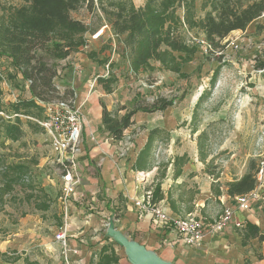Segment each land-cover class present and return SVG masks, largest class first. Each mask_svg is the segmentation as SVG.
I'll use <instances>...</instances> for the list:
<instances>
[{
	"label": "rangeland",
	"instance_id": "374dc122",
	"mask_svg": "<svg viewBox=\"0 0 264 264\" xmlns=\"http://www.w3.org/2000/svg\"><path fill=\"white\" fill-rule=\"evenodd\" d=\"M112 1L94 0L93 5L91 1H84L72 13L74 18L84 21L89 27L86 34L90 40L88 49H79L63 60L43 53L48 65L58 69L54 83L59 92L54 99L62 98L64 93L70 95L72 80L77 78L80 84H90L89 89L94 92L100 90L102 94H112L114 113L124 107L132 109L138 102L152 104L160 97L174 98V105L163 112L145 113L143 119L140 114L137 115L136 125H133L135 128L130 127V132L125 131L122 140L134 142L144 132L159 127L170 136L166 139L168 134H163L153 146L152 163L160 167L159 173L165 170L166 164H169L168 172L177 155L187 154L188 158L200 160L201 142L209 162V167L203 163L204 170L218 175V181L221 177L236 178L244 174L250 160H259L264 155V16L251 23L245 31L230 34L223 41L225 50L222 53L211 51L200 31L187 32L188 37L199 45V49L193 62L183 69L190 77L181 78L163 69L157 62L153 63L154 70L145 69L133 73L129 68L131 50L125 45V36L112 37L107 33L99 39H91L90 33L109 23L104 9L109 8ZM133 2L138 6L144 4L145 0ZM24 3L25 0H0V11L4 7ZM202 3L203 0H196L200 17L205 15ZM259 24L263 26L261 31L258 29ZM221 54L222 58L219 59ZM82 63L84 66L76 68ZM218 67L221 70L212 87L210 77ZM89 68L91 72L87 71ZM99 79L110 82L100 83ZM104 86L109 87L110 91ZM0 88L1 102L7 111L19 99L32 97L29 82L21 75H15L6 58H0ZM205 90L209 91L208 97L197 108ZM106 98L102 96L99 100L104 102ZM81 111L82 116L86 115L83 108ZM195 112L197 114L194 115ZM3 115L7 118L8 114L5 112ZM22 119L25 134L21 140L14 142L0 134V187L4 186L2 173L5 166L22 163L29 167L27 179L33 183L34 188L28 187L29 181L26 180L16 184L12 191L3 196L0 191V240L9 230L27 228L24 236L19 238L24 242L33 241L36 237L35 217L39 214L44 220L52 219L53 229L51 225L49 228L44 226V233L48 234V238L56 239L53 233L63 225V214L58 202L62 189L53 185L52 180L61 176L62 169L58 167V155L52 150L44 129L31 126L25 116ZM194 120H197L196 132H192ZM134 129L137 132L135 134ZM210 176L214 179L213 175ZM30 195L33 196L28 197ZM43 201L49 202V210L36 209L35 204ZM109 223L106 224L107 232ZM107 239L110 243H116V248H124L112 236Z\"/></svg>",
	"mask_w": 264,
	"mask_h": 264
},
{
	"label": "trees",
	"instance_id": "16d2710c",
	"mask_svg": "<svg viewBox=\"0 0 264 264\" xmlns=\"http://www.w3.org/2000/svg\"><path fill=\"white\" fill-rule=\"evenodd\" d=\"M84 1L94 0H25L20 6L10 5L0 11V58L10 61L15 75H21L29 82L31 98H23L11 104L7 111L1 102L0 88V134L5 139L19 141L25 134L22 116L34 127H43L38 121L46 119L44 107L41 102L47 103L58 99V86L54 79L58 75V69L50 66L44 60V55L54 59H67L72 53L86 45L88 25L72 16ZM203 17L198 16L196 0H145L141 6H136L133 0H114L105 8L109 24L113 32L119 36H125V45L130 47L129 68L133 73L141 70H154V62L181 78H189L190 75L183 71L184 67L191 64L198 52L199 45L192 41L187 32L197 30L204 35V41L211 51L223 52V41L235 31H245L248 26L264 16V0H203ZM258 29H263L258 25ZM222 58L219 57V59ZM221 68L218 67L210 77L213 87L219 76ZM100 83H107L99 79ZM104 84V85H105ZM105 87V86H104ZM110 91L109 87H105ZM209 91L205 90L197 103L208 97ZM59 99H74L72 89L70 95ZM175 99L160 97L152 104L138 102L132 109L124 107L126 112L122 115L108 110L102 101V123L104 128L116 140H122L124 133L134 124V116L137 112L145 113L163 112L173 106ZM7 113V118L3 113ZM10 114V115H9ZM197 114L196 112L194 115ZM194 120L192 132L197 131ZM137 133L136 129L133 130ZM167 131L156 127L149 130L147 143L138 154L133 166L134 170L146 171L150 167V159L154 143ZM168 134V133H166ZM169 134L166 139H169ZM200 161L209 167L208 155L204 152L202 143H199ZM188 155H177L174 158V176L181 174L182 167L188 161ZM169 164L160 173V178L166 176ZM160 170V168H159ZM258 160L249 162L248 170L239 179L227 182V194L240 196L252 191L257 184ZM160 172V171H159ZM29 167L16 163L5 166L3 171L4 186L0 187L1 195L13 190L20 182H26ZM209 175L214 176L216 183L213 191L216 196L221 195L218 175L210 170ZM29 181L28 187L34 188ZM30 195L28 197H31ZM163 198L161 182L152 191V203H157ZM37 210L47 211L49 202L43 201L35 204ZM258 238L264 242V232L259 227L248 222L244 226L243 243L247 240ZM115 245L116 243H112ZM0 257L7 259V253L0 252ZM20 257H14L18 260ZM258 258L262 259L260 254ZM119 256L111 244L105 245L99 253L96 264H118Z\"/></svg>",
	"mask_w": 264,
	"mask_h": 264
},
{
	"label": "crops",
	"instance_id": "0c3cea01",
	"mask_svg": "<svg viewBox=\"0 0 264 264\" xmlns=\"http://www.w3.org/2000/svg\"><path fill=\"white\" fill-rule=\"evenodd\" d=\"M81 66L84 64L76 68ZM88 70L91 72V68ZM78 79L72 80L74 99L86 114L78 153L82 181L68 203L67 213L60 200L61 190L58 202L63 225L53 233L56 237L58 232L66 231L68 250L64 253L60 241L48 238L44 228L53 227L52 219L44 220L39 214L35 217L36 237L33 241L24 242L19 238L24 236L27 228L9 230L4 234L0 240V252L7 253V259L0 258V264H96L100 251L108 244L116 250L118 264H133L126 256L125 247L116 248L107 239L110 236L106 224L112 217L117 231L167 264H264V242L252 238L243 243L244 226L248 222L264 232V186H257L258 197L251 201L249 210L237 209L236 218L243 222V228L229 223L223 231L208 235L200 246L186 245L175 228L157 225L152 213L136 206L135 200L142 199L161 182L163 198L158 205L167 213L174 217L193 214L211 220L226 207L236 208L237 198L227 194L226 184L244 174L236 178L221 177L222 193L216 196L213 191L216 181L204 170L205 166L198 158L190 157L177 177L174 176L173 158L166 176L160 178V167L152 163L153 152L148 170H134L149 131L134 142L114 139L103 126L102 99L99 100V97L106 96L104 102L108 110L114 112L112 94H102L100 90L94 92L89 89L90 84H80ZM124 111L120 109L117 113L122 115ZM139 114L143 119L145 112L135 114L133 125H136ZM133 125L131 127L135 128ZM127 130L130 132V128ZM52 182L62 189L61 176ZM41 252L43 254L39 255ZM15 254L20 257L18 260L10 257ZM260 254L262 259L258 258Z\"/></svg>",
	"mask_w": 264,
	"mask_h": 264
},
{
	"label": "built area",
	"instance_id": "2783aa9c",
	"mask_svg": "<svg viewBox=\"0 0 264 264\" xmlns=\"http://www.w3.org/2000/svg\"><path fill=\"white\" fill-rule=\"evenodd\" d=\"M110 33L115 34L110 24H103L99 29L90 33L92 40L99 39ZM90 40L81 49H88ZM78 68V67H77ZM109 68V64L107 65ZM46 119L38 121L46 132L52 150L58 155L57 164L61 167L62 194L60 200L67 206L75 193L76 187L82 181V175L78 167V153L82 144V132L84 119L81 106L77 105L75 99H58L52 102L43 103ZM264 142V136H263ZM256 187L247 194L236 196L237 205L226 207L224 211L214 219H205L193 214L184 217H174L167 213L157 203H152V191H148L142 199L135 200L136 206L150 211L157 225L162 227H173L181 235L183 242L190 246H200L208 235L219 233L225 229L229 223H233L237 228H243L242 221L236 218L237 209L246 211L251 208V201L258 197L257 186H264V155L258 160ZM67 213V212H66ZM56 239L62 243L63 252L68 250V235L66 231L56 234Z\"/></svg>",
	"mask_w": 264,
	"mask_h": 264
},
{
	"label": "water",
	"instance_id": "95a60500",
	"mask_svg": "<svg viewBox=\"0 0 264 264\" xmlns=\"http://www.w3.org/2000/svg\"><path fill=\"white\" fill-rule=\"evenodd\" d=\"M109 236H112L116 242L125 247L127 255L133 264H167L154 255L147 252L142 246L129 240L125 235L120 233L114 227V219L109 223Z\"/></svg>",
	"mask_w": 264,
	"mask_h": 264
}]
</instances>
